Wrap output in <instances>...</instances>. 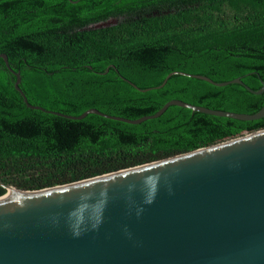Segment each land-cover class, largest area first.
Returning a JSON list of instances; mask_svg holds the SVG:
<instances>
[{"label":"trees","instance_id":"1","mask_svg":"<svg viewBox=\"0 0 264 264\" xmlns=\"http://www.w3.org/2000/svg\"><path fill=\"white\" fill-rule=\"evenodd\" d=\"M114 19L116 26L87 31ZM0 55L20 73L31 105L72 117L96 109L136 121L174 100L254 115L264 94L240 85L174 76L155 89L180 72L216 83L241 78L260 91L264 0H0ZM16 81L0 60V198L4 186L53 189L264 131V119L239 122L179 107L141 125L96 115L67 120L29 109Z\"/></svg>","mask_w":264,"mask_h":264},{"label":"water","instance_id":"2","mask_svg":"<svg viewBox=\"0 0 264 264\" xmlns=\"http://www.w3.org/2000/svg\"><path fill=\"white\" fill-rule=\"evenodd\" d=\"M118 23L110 20L87 31ZM0 60L17 79L15 89L29 109L67 120L96 115L141 125L161 118L171 107L239 122L264 119V108L247 115L178 100L136 121L96 109L72 117L31 105L20 88V73L11 69L6 55ZM174 76L264 94V83L256 92L241 78L216 83L180 72L171 73L155 90ZM128 83L142 93L151 91ZM4 188L8 192L0 198V264H264V131L53 189Z\"/></svg>","mask_w":264,"mask_h":264},{"label":"bare ground","instance_id":"3","mask_svg":"<svg viewBox=\"0 0 264 264\" xmlns=\"http://www.w3.org/2000/svg\"><path fill=\"white\" fill-rule=\"evenodd\" d=\"M223 146V145H222ZM10 193H12V194H16V195H18L17 193H14V192H11V191H9ZM19 195H22V194H19Z\"/></svg>","mask_w":264,"mask_h":264},{"label":"rangeland","instance_id":"4","mask_svg":"<svg viewBox=\"0 0 264 264\" xmlns=\"http://www.w3.org/2000/svg\"><path fill=\"white\" fill-rule=\"evenodd\" d=\"M246 137V136H245ZM244 138V137H243ZM241 139V138H240ZM8 192V191H7Z\"/></svg>","mask_w":264,"mask_h":264}]
</instances>
